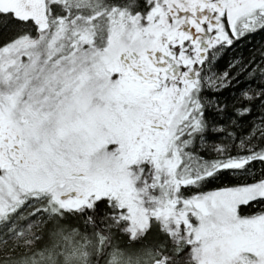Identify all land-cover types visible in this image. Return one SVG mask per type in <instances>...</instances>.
I'll list each match as a JSON object with an SVG mask.
<instances>
[{
	"label": "snow or ice",
	"instance_id": "snow-or-ice-1",
	"mask_svg": "<svg viewBox=\"0 0 264 264\" xmlns=\"http://www.w3.org/2000/svg\"><path fill=\"white\" fill-rule=\"evenodd\" d=\"M0 264H264V0H0Z\"/></svg>",
	"mask_w": 264,
	"mask_h": 264
}]
</instances>
